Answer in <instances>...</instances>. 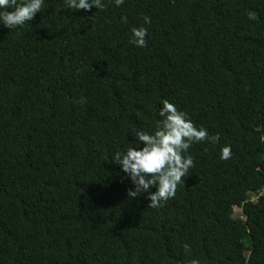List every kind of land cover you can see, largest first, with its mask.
<instances>
[{"label": "trees", "instance_id": "trees-1", "mask_svg": "<svg viewBox=\"0 0 264 264\" xmlns=\"http://www.w3.org/2000/svg\"><path fill=\"white\" fill-rule=\"evenodd\" d=\"M104 3L0 26V264H264V0ZM164 99L219 140L152 208L113 154Z\"/></svg>", "mask_w": 264, "mask_h": 264}, {"label": "clouds", "instance_id": "clouds-1", "mask_svg": "<svg viewBox=\"0 0 264 264\" xmlns=\"http://www.w3.org/2000/svg\"><path fill=\"white\" fill-rule=\"evenodd\" d=\"M64 3L75 12L105 8L104 0H64ZM111 3L119 7L124 0H111ZM43 4L44 0H0V26L8 30L22 28L40 13ZM120 19L122 23L127 22L126 16L122 15ZM143 22L149 24L150 20L145 16ZM129 32L130 44L138 48L146 46L145 27L133 26ZM160 104V119L155 128L151 131L137 129L127 137L129 146L113 154V160L123 174L122 180L126 179L131 185L126 190L127 198L137 200L142 197L152 208L160 207L174 197L182 177L194 166L190 147L194 143H216L219 140V134L209 135L203 126H195L175 104L166 99ZM230 156L231 148L223 146L220 158L226 160ZM184 247L187 251L188 245ZM190 264H199V261L192 260Z\"/></svg>", "mask_w": 264, "mask_h": 264}, {"label": "rangeland", "instance_id": "rangeland-1", "mask_svg": "<svg viewBox=\"0 0 264 264\" xmlns=\"http://www.w3.org/2000/svg\"><path fill=\"white\" fill-rule=\"evenodd\" d=\"M257 199V197L253 196V200L255 201ZM234 213H235V217L236 218H239L241 216V213H242V209L239 208V207H235L234 208Z\"/></svg>", "mask_w": 264, "mask_h": 264}]
</instances>
